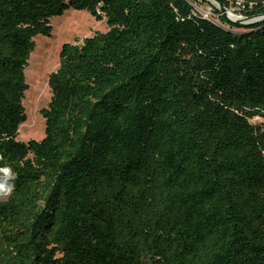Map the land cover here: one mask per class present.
Masks as SVG:
<instances>
[{
	"label": "trees",
	"instance_id": "1",
	"mask_svg": "<svg viewBox=\"0 0 264 264\" xmlns=\"http://www.w3.org/2000/svg\"><path fill=\"white\" fill-rule=\"evenodd\" d=\"M68 9L108 29L62 44L44 136L21 141L33 38ZM5 167L0 264H264V20L208 0H0Z\"/></svg>",
	"mask_w": 264,
	"mask_h": 264
},
{
	"label": "rangeland",
	"instance_id": "2",
	"mask_svg": "<svg viewBox=\"0 0 264 264\" xmlns=\"http://www.w3.org/2000/svg\"><path fill=\"white\" fill-rule=\"evenodd\" d=\"M208 1L218 9L217 2L214 0ZM249 1L241 0V4H238L237 0H228L226 12L229 10L244 18L246 16L242 11L244 9L243 4ZM194 7L197 13L207 16V18L225 28H230L227 24L221 22L219 14L213 11L205 2L195 4ZM50 25L52 27L50 36L38 34L33 38L34 47L27 60L25 81L28 88L22 100L26 120L18 130V139L21 141L39 140L44 136L45 124L40 110L47 107L50 101L51 91L48 85V77L58 67L59 51L62 44L66 42L79 43L84 37L90 36L96 31L104 32L108 29L105 19L96 20L88 11L75 9H68L62 15L52 17ZM232 30H241V28H232ZM250 121L256 125L260 124L262 119L256 116ZM7 195H0V200L5 199Z\"/></svg>",
	"mask_w": 264,
	"mask_h": 264
},
{
	"label": "bare ground",
	"instance_id": "3",
	"mask_svg": "<svg viewBox=\"0 0 264 264\" xmlns=\"http://www.w3.org/2000/svg\"><path fill=\"white\" fill-rule=\"evenodd\" d=\"M227 16L233 19H242V17L235 15L234 13L230 12L229 10L226 12ZM259 18H252L246 21H254L258 20ZM27 74V70L25 71ZM10 171L7 168H2L0 170V195L5 196L11 190V180L12 174L10 175Z\"/></svg>",
	"mask_w": 264,
	"mask_h": 264
},
{
	"label": "water",
	"instance_id": "4",
	"mask_svg": "<svg viewBox=\"0 0 264 264\" xmlns=\"http://www.w3.org/2000/svg\"><path fill=\"white\" fill-rule=\"evenodd\" d=\"M214 1L218 3V5H219L218 9H219L220 13H222V15L228 21H230L232 23L248 26V25H251V24H254V23H257L259 21H263L264 20V14L263 15H259V16H246V17H244L242 19H232V18L228 17L227 14H226L227 8L222 3H220L218 0H214ZM252 18H259V19L258 20H254V21H246V20H249V19H252ZM230 30L234 31L232 29H230ZM25 69H24V71H25ZM5 168H7L10 171V169L8 167H5ZM12 178H13V175H12ZM11 189H12V180H11Z\"/></svg>",
	"mask_w": 264,
	"mask_h": 264
},
{
	"label": "built area",
	"instance_id": "5",
	"mask_svg": "<svg viewBox=\"0 0 264 264\" xmlns=\"http://www.w3.org/2000/svg\"><path fill=\"white\" fill-rule=\"evenodd\" d=\"M256 2V0H250L249 2H245V3H247L248 4V6H252L254 3ZM263 2H264V0H263ZM237 3L238 4H241V0H237ZM245 7V4H243V8ZM204 17H207V16H204Z\"/></svg>",
	"mask_w": 264,
	"mask_h": 264
}]
</instances>
